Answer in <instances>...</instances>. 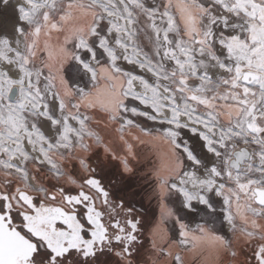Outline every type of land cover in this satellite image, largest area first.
<instances>
[{
	"label": "snow or ice",
	"instance_id": "obj_1",
	"mask_svg": "<svg viewBox=\"0 0 264 264\" xmlns=\"http://www.w3.org/2000/svg\"><path fill=\"white\" fill-rule=\"evenodd\" d=\"M0 264H264V0H0Z\"/></svg>",
	"mask_w": 264,
	"mask_h": 264
}]
</instances>
